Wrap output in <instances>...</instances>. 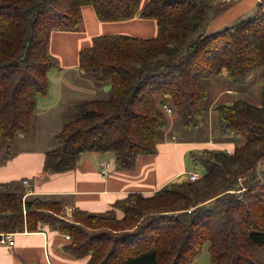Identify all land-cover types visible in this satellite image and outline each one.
<instances>
[{
  "label": "trees",
  "instance_id": "obj_1",
  "mask_svg": "<svg viewBox=\"0 0 264 264\" xmlns=\"http://www.w3.org/2000/svg\"><path fill=\"white\" fill-rule=\"evenodd\" d=\"M219 5L0 0V141L7 143L0 164L11 158L17 136L31 132L37 100L49 91L48 74L59 69L49 49L52 32L76 31L83 6L100 22L153 20L156 33L97 35L79 49V71L97 88L109 82V97L72 104L73 117L54 136L56 146L44 152V173L73 170L87 152H113L118 168L132 170L137 156L157 152V134L169 125L164 105L183 130L202 126L205 81L220 77L219 84H240L264 67V0L253 15L199 35L177 58L188 35L217 15ZM213 109L234 149L190 152L192 163L204 168L198 179L186 175L150 195L128 193L102 214L74 208L69 216L64 195L27 196L22 180L3 182L0 233L48 227L68 236L61 250L74 259L87 257L85 264H191L206 243L210 264H264V86L259 105L238 99Z\"/></svg>",
  "mask_w": 264,
  "mask_h": 264
},
{
  "label": "crops",
  "instance_id": "obj_2",
  "mask_svg": "<svg viewBox=\"0 0 264 264\" xmlns=\"http://www.w3.org/2000/svg\"><path fill=\"white\" fill-rule=\"evenodd\" d=\"M215 1V10L221 8L219 4L227 6H223V9L209 20L207 30L210 33L253 15L260 0ZM146 2L147 0H141V5ZM246 14L247 16L243 17ZM82 17L84 31H55L50 36V53L58 59L59 69H53L48 74L49 91L46 96L37 100L31 132L17 136L14 144L18 149L13 151L10 159L0 164V183L27 180V183L23 184L28 188L27 196L64 195L67 199L64 209L67 216L71 215L74 208L102 214L128 193L150 195L171 181L183 179L189 172L185 159L193 150L222 149L228 153L233 151L234 143L228 141H180L169 120L168 127L159 134L161 139L156 144V154L137 156L132 170L116 167L115 163L113 165V159L110 160L112 157H100L94 154L96 152H87L80 156L73 170L44 173V152L52 147L54 136L62 125L73 117V112L67 109L68 104L71 103V107L73 103L85 99H100V88L78 69L79 49L89 46L91 39L101 34L117 33L147 38L156 33L153 20L139 17L100 22L90 6L82 7ZM218 84L219 82L217 86ZM233 89L229 84L222 85L221 91H216V96L220 97L225 92L234 93ZM107 91L102 90L104 93ZM230 98L231 94L224 97V102H233ZM0 143L4 145V142ZM0 148L1 158L5 145ZM105 163L109 164L110 171L104 177L101 175V167ZM116 213L118 217L121 216L119 211ZM12 239V246L0 245V264H85L87 261V257L74 259L64 254L61 246L67 239L47 227H40L37 231L13 232ZM201 252L191 264H210L208 248Z\"/></svg>",
  "mask_w": 264,
  "mask_h": 264
},
{
  "label": "rangeland",
  "instance_id": "obj_3",
  "mask_svg": "<svg viewBox=\"0 0 264 264\" xmlns=\"http://www.w3.org/2000/svg\"><path fill=\"white\" fill-rule=\"evenodd\" d=\"M223 6L225 8L227 5L223 4ZM210 12H211V9H208L207 14L209 15ZM246 16H247V14L243 17H246ZM211 18H212V13H211V17H208L207 21H205L197 30L191 32L188 35V37L184 41V44H183L181 50L177 54L178 59L185 57L187 55L189 45L193 41H195L199 35H206V34L210 33V32H208L207 29H208V25H209L208 22ZM72 31H75V30H72ZM76 31H80V32L84 31L83 17H82L80 25L78 26ZM57 61H58V59H57ZM250 76H252V77L250 78ZM250 76H249V79H247L244 83H240V84H232L231 82H228L226 80V78L224 77L225 80L231 86H233L234 93L225 92L224 94H221L222 96H220V97L216 96V94H217L216 91H218V90L221 91V87H222V83L218 84V86H217V83L219 82L220 77L219 78L218 77L212 78V79L205 81V86L207 88L206 106L208 107V109H206L207 111H206L205 116H204L205 117V123L202 126L198 127L194 131H185L181 128L176 114L171 113V115L168 116V119L171 120V128L174 129V133H175V135H177L178 139H180V141H186V142H192V143L205 142V141H208L209 139L212 142L228 141V142L232 143L234 140V138L232 136L223 135L220 133L217 115H216V112L213 108L217 104L225 103L224 102L225 100L223 98L229 97L230 94H231L230 99L233 101L240 99V100L247 101L253 105H259V103H260V88H261V86H264V67H261V68L255 70ZM100 84H101L100 88L103 84H105L103 86L104 90L109 91V89H110L109 82H102ZM108 97H109V92L108 93H102L100 91V99H107ZM70 104L71 103L68 104L69 107L67 106V109H69L70 112H74L73 108L70 107ZM159 134L160 133L157 134V143L161 139V136H159ZM2 142H4L5 150H6V144L7 143L5 144V141H2ZM23 144L26 145L25 143H23ZM4 145L0 143V146H2L3 148H4ZM55 146H56V143L54 141L52 147L48 148L47 150L54 148ZM0 149H2V148H0ZM17 149H18V147L15 146V144H13V146H11V151H15ZM94 154H97L100 157H105V156L112 157L110 160L113 159V165L115 163L114 162L115 161V155L113 152H96ZM185 161H187V167H188L187 170L189 172L195 171V172L199 173V175H202L204 173L203 166L199 163H195V165H194V163H192L189 156H187ZM263 165H259V167H262ZM189 172H188V174H189ZM116 215H117V213H116ZM207 246H208L207 243L204 244L202 250L204 251Z\"/></svg>",
  "mask_w": 264,
  "mask_h": 264
},
{
  "label": "built area",
  "instance_id": "obj_4",
  "mask_svg": "<svg viewBox=\"0 0 264 264\" xmlns=\"http://www.w3.org/2000/svg\"><path fill=\"white\" fill-rule=\"evenodd\" d=\"M224 1L230 2L232 0H224ZM163 110H165V112L168 114L171 113L170 108L167 107L166 105L163 106ZM109 171H110L109 164L108 163L103 164V166L101 167V175L105 177L106 175L109 174ZM187 176L190 181H194L199 178V174L195 171L190 172ZM22 183L26 184L27 180H23ZM65 238L68 239V236H65ZM0 245L12 246L13 245L12 233H0Z\"/></svg>",
  "mask_w": 264,
  "mask_h": 264
}]
</instances>
